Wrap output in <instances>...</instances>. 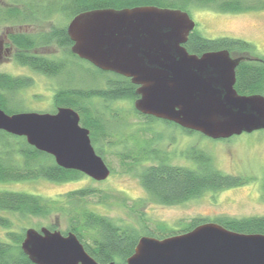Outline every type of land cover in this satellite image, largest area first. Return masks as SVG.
I'll list each match as a JSON object with an SVG mask.
<instances>
[{
    "label": "water",
    "instance_id": "95a60500",
    "mask_svg": "<svg viewBox=\"0 0 264 264\" xmlns=\"http://www.w3.org/2000/svg\"><path fill=\"white\" fill-rule=\"evenodd\" d=\"M189 13L157 7L97 10L78 15L67 27L72 54L102 72L138 87L135 109L212 140L264 130V96H242L237 69L246 59L227 50L202 56L185 45L196 30ZM0 131L19 138L56 164L104 182L111 170L71 108L57 114L0 108ZM33 264H100L73 233L28 229L21 245ZM114 264V263H111ZM126 264H264V235L229 231L210 222L164 240L142 237Z\"/></svg>",
    "mask_w": 264,
    "mask_h": 264
},
{
    "label": "trees",
    "instance_id": "16d2710c",
    "mask_svg": "<svg viewBox=\"0 0 264 264\" xmlns=\"http://www.w3.org/2000/svg\"><path fill=\"white\" fill-rule=\"evenodd\" d=\"M20 2L22 4L13 2L5 9L0 8V25L26 24L32 21H29V18H34L33 20H37L39 23L51 21L54 17L57 18L55 22H58L59 25L48 34L16 35L12 38L15 47L18 48L16 61L50 77L63 75L67 69L66 63L65 61H52L36 57L33 51L37 48L56 43L68 49V54L70 53L71 57L79 59L71 52L74 44L68 35V26L61 24L59 16L69 19L70 22L78 15L91 11H119L136 7L175 9L189 14L195 8H211L221 13L230 14L264 12V0H20ZM185 48L190 54L198 56L227 50L232 56L236 54L237 57H243L246 60L241 62L237 69L236 91L242 96L264 93V57L256 58L255 47L252 44L232 38L210 40L194 31ZM97 71L102 75L109 74L99 69ZM115 77V80L108 82L107 89L63 88L57 91L54 96L56 106L54 108H71L80 115L81 126L91 132L92 144L100 157L103 156L102 149L106 145L105 143L112 145L113 140L116 139V132L109 131V124L111 123L112 128L113 121L107 122L108 125H106L102 115L96 110L95 103H114L120 100H130L135 103L139 99L136 93L137 86L125 78L117 75ZM31 83L32 81L29 79H15L10 75L0 74V108L9 115L19 113L15 107L8 105L7 96L21 92L30 87ZM133 112L144 123L161 121L140 114L136 109ZM112 113V120L117 121V115ZM163 122L182 129L186 134L195 133L174 123ZM121 123L123 122L121 121ZM144 142L145 146L139 148L140 152L132 151L138 150V147L130 149L127 154L123 155V161L130 165L133 164L132 168L136 167L140 161L158 162L157 165L145 168L138 175L141 186L149 197L148 201L152 203L163 206H179L198 200L208 192L218 193L229 188L243 186L249 182L240 177L226 175L215 168L211 156L205 151L195 148L185 153L187 154L186 158L196 162L197 165V168L190 169L172 165L165 155L166 153L154 148V140H148V142L144 140ZM84 177L86 176L77 171L60 168L52 156L37 151L27 143L25 138L14 137L0 131V184L37 180L60 184L77 181ZM99 194L101 191L80 189L68 192L56 199H46L26 193L0 192V212L7 213L12 217L0 216V227L6 231V240L0 241V264H33L22 251L21 245L26 229H23L22 232L17 230V225L13 220L17 218L21 220L50 219L57 216L58 219L67 220L68 227L63 234L65 236L69 233L75 234L87 253L100 264H126L127 259L133 256L140 239L144 237L140 234L141 231L146 237L164 240L189 233L203 224L214 222L232 232L264 235V216L246 218L224 216L214 221L195 218L186 223L185 227L175 230L161 224H157L156 229H150L147 223L144 224L146 222L143 218L144 214H141L143 224L140 231L131 225H119L112 218L90 209L88 199L91 197L100 196L98 205L110 201L109 195ZM145 202H138L134 207L144 208L147 206ZM49 229L58 230L56 224H52Z\"/></svg>",
    "mask_w": 264,
    "mask_h": 264
},
{
    "label": "rangeland",
    "instance_id": "374dc122",
    "mask_svg": "<svg viewBox=\"0 0 264 264\" xmlns=\"http://www.w3.org/2000/svg\"><path fill=\"white\" fill-rule=\"evenodd\" d=\"M13 2L22 4L20 0H0V8L5 9ZM189 15L196 23L195 31L203 37L210 40L232 38L245 41L255 47L256 58L264 57V12L230 14L221 13L211 8H195L190 11ZM59 18L61 24L67 27L69 19L62 16ZM55 20H57L56 17L48 22L35 23L29 28H27L28 26L18 28L20 25L14 23L2 24L0 25V37H4L8 32L11 34L19 32L34 35L48 34L59 25ZM17 50L18 48L14 47L10 61L0 60V74L27 78L32 81L30 87L17 94L7 96L8 105L15 107L19 113H52L55 110L53 98L56 93L55 87L81 90L107 89L108 82L116 78L114 73L102 75L92 65L71 57L70 53L68 54V49L56 43L41 46L33 51V53L55 61H68L67 69L63 75L48 78L19 65L15 61ZM232 57L241 58L236 54ZM261 95L264 96V93ZM132 104L134 103L130 100L95 103V108L102 115L105 124L108 125L107 122L113 121L112 128L111 123L108 128L109 131L116 132L117 139L113 140L112 145L105 143L106 145L102 149L103 156L101 157L111 170V176L106 181L96 182L86 176L77 181L60 184L46 180L7 183L0 184V192L26 193L46 199H56L68 192L80 189L101 191L99 195H109L110 201L98 205L100 196L97 195L88 199L89 208L112 218L119 225H131L140 231L143 224L141 214H144L143 218L146 221L144 224L147 223L150 229H156V225L161 224L175 230H180L195 218L214 221L224 216L232 218L264 216V130L251 134L244 133L228 140H212L199 133L186 134L182 129L168 125L163 121L144 123L134 114L135 108L130 107ZM112 112L117 115V121L112 120ZM144 140L147 142L154 140V148L166 153L169 162L174 166L197 168L196 162L188 160L187 154H185L188 150L196 148L208 153L214 167L224 174L240 177L249 182L243 186L229 188L218 193L208 192L198 200L179 206H163L152 203L148 201L149 197L141 186L138 175L145 168L157 165L158 162L140 161L136 167L132 168L133 164L130 165L123 161V155L127 154L130 149L138 147V150L132 151L140 152L139 148L145 146ZM143 201H147L145 202L147 203L146 207H134L138 202ZM0 216L12 218L11 215L2 212H0ZM56 217L13 220L19 232H22L23 229L40 230L56 224L58 231L63 234L68 227L67 220ZM140 234L146 237L142 231ZM5 235L6 231L0 227V241L6 240Z\"/></svg>",
    "mask_w": 264,
    "mask_h": 264
},
{
    "label": "flooded vegetation",
    "instance_id": "af4514ba",
    "mask_svg": "<svg viewBox=\"0 0 264 264\" xmlns=\"http://www.w3.org/2000/svg\"><path fill=\"white\" fill-rule=\"evenodd\" d=\"M25 12V11H24ZM34 18H29V21H31V22H29V23H18L20 26L18 27V25H15V26H17L18 28H24L25 26L27 27V28H29L30 26H33V24H35V23H39V22H37V20H33ZM71 22V21H70ZM69 22V23H70ZM69 23H68V25H69ZM9 30V29H8ZM16 35H27V36H36V35H38V34H26V33H21V32H19V33H13V34H11L10 32H8L7 34H5L4 35V37H0V60H5V61H10V57L13 55V52H14V47H15V45H14V43H13V41H12V38H14ZM46 46H49V45H46ZM73 47V46H72ZM38 49V48H37ZM36 49V50H37ZM72 50V49H71ZM72 52V51H71ZM35 54V56L36 57H39V58H45V59H48V60H52V59H50V58H47V57H44V56H41V55H39V54H37V53H34ZM80 59V58H79ZM15 61H16V58H15ZM52 61H55V60H52ZM17 62V61H16ZM86 62V61H85ZM18 63V62H17ZM65 63H66V66H68V61H65ZM88 63V62H87ZM263 63V62H262ZM19 64V63H18ZM90 64V63H89ZM19 65H21V64H19ZM21 66H23V65H21ZM23 67H25V66H23ZM26 69H30L31 71H33V72H35V73H38V72H36V71H34L33 69H31L30 67H25ZM67 68V67H66ZM66 71V70H65ZM38 74H41V73H38ZM64 74V73H63ZM6 75V74H5ZM43 75V74H42ZM114 75H117V74H114ZM44 76H47L48 78H51L50 76H48V75H44ZM118 77H122V78H125V77H123V76H121V75H117ZM13 78H15V79H27V78H17V77H13ZM54 78H56V77H54ZM126 80H129L130 82H131V80L130 79H128V78H125ZM30 80V79H29ZM60 89H59V87L57 88V87H55V89H54V91H56V93H57V91H59ZM55 93V94H56ZM55 94H54V96H55ZM54 98V97H53ZM56 107V106H55ZM130 107H135V103L134 104H132V105H130ZM55 110L52 112V113H49V114H57V111H58V109L59 108H54Z\"/></svg>",
    "mask_w": 264,
    "mask_h": 264
}]
</instances>
